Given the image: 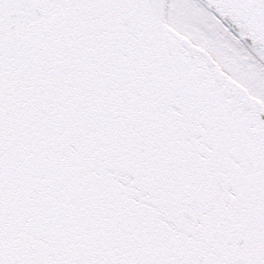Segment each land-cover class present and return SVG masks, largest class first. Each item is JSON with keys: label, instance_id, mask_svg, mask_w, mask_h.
Instances as JSON below:
<instances>
[{"label": "snow or ice", "instance_id": "6c2138e0", "mask_svg": "<svg viewBox=\"0 0 264 264\" xmlns=\"http://www.w3.org/2000/svg\"><path fill=\"white\" fill-rule=\"evenodd\" d=\"M0 264H264V0H0Z\"/></svg>", "mask_w": 264, "mask_h": 264}]
</instances>
